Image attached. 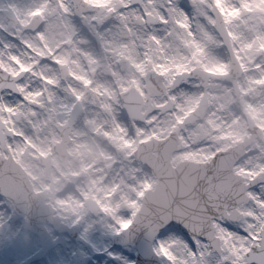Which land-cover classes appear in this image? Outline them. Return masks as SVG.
<instances>
[{"label": "clouds", "instance_id": "obj_1", "mask_svg": "<svg viewBox=\"0 0 264 264\" xmlns=\"http://www.w3.org/2000/svg\"><path fill=\"white\" fill-rule=\"evenodd\" d=\"M0 237L264 264V0H0Z\"/></svg>", "mask_w": 264, "mask_h": 264}, {"label": "rangeland", "instance_id": "obj_2", "mask_svg": "<svg viewBox=\"0 0 264 264\" xmlns=\"http://www.w3.org/2000/svg\"><path fill=\"white\" fill-rule=\"evenodd\" d=\"M2 239V237H0ZM80 249L78 255L90 256L87 264L107 258L109 261L115 259L108 252L97 250L93 244L81 247L76 240L68 239L60 249L50 246V242L39 237L34 239L30 247L5 246L0 243V264H70L68 259L72 252Z\"/></svg>", "mask_w": 264, "mask_h": 264}, {"label": "snow or ice", "instance_id": "obj_3", "mask_svg": "<svg viewBox=\"0 0 264 264\" xmlns=\"http://www.w3.org/2000/svg\"><path fill=\"white\" fill-rule=\"evenodd\" d=\"M164 251H165V254H167V250H166V249H164Z\"/></svg>", "mask_w": 264, "mask_h": 264}]
</instances>
